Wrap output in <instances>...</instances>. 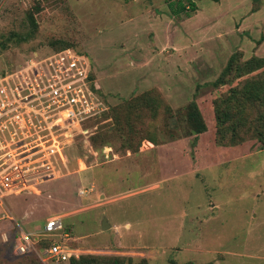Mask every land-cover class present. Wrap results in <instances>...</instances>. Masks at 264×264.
<instances>
[{
    "label": "rangeland",
    "instance_id": "obj_1",
    "mask_svg": "<svg viewBox=\"0 0 264 264\" xmlns=\"http://www.w3.org/2000/svg\"><path fill=\"white\" fill-rule=\"evenodd\" d=\"M63 43L89 58L106 109L75 127L57 177L0 199V264H73L46 253L53 242L122 264H264V148L217 144L214 109L231 56L264 58V0H0V69ZM148 92L159 102L138 114L158 143L134 151L114 109ZM193 100L207 130L185 136ZM55 215L64 228L44 235Z\"/></svg>",
    "mask_w": 264,
    "mask_h": 264
},
{
    "label": "built area",
    "instance_id": "obj_2",
    "mask_svg": "<svg viewBox=\"0 0 264 264\" xmlns=\"http://www.w3.org/2000/svg\"><path fill=\"white\" fill-rule=\"evenodd\" d=\"M88 59L68 47L46 55L35 53L13 71L0 69V198L57 177L59 158L67 165L64 147L71 146L75 127L106 109L104 97L94 88L98 85ZM110 151L113 148L105 146V157ZM63 228V216L55 215L43 233L53 235ZM29 236L24 234L23 239L30 245ZM46 253L57 262L79 257L57 242Z\"/></svg>",
    "mask_w": 264,
    "mask_h": 264
},
{
    "label": "trees",
    "instance_id": "obj_3",
    "mask_svg": "<svg viewBox=\"0 0 264 264\" xmlns=\"http://www.w3.org/2000/svg\"><path fill=\"white\" fill-rule=\"evenodd\" d=\"M180 5L181 8L177 11L187 9L186 5ZM190 7L191 10L197 9L194 1H190ZM32 24L36 25L34 20ZM70 46L69 43H63L60 49ZM92 76H94L93 72ZM236 81L237 83L234 84ZM219 84H228L231 87L214 100L217 144L239 145L250 139H257L264 148V58L253 56L243 60L239 53L233 54L217 80V85ZM94 88L101 93L99 86ZM149 93L126 100L114 109L118 132L122 134L127 148L134 151H137L144 139L158 143L150 133H144L146 127L140 119L142 115L138 114L141 109H144L140 100H146L148 104L156 101L158 104L157 94L151 98ZM155 107L156 105L151 110L150 105L149 108L152 117L156 115ZM178 120L185 125V136L192 134L197 136L207 130L202 111L195 100L179 112ZM120 259V256L87 254L78 258L72 256L71 262L73 264H122ZM173 264L178 263L173 261Z\"/></svg>",
    "mask_w": 264,
    "mask_h": 264
},
{
    "label": "crops",
    "instance_id": "obj_4",
    "mask_svg": "<svg viewBox=\"0 0 264 264\" xmlns=\"http://www.w3.org/2000/svg\"><path fill=\"white\" fill-rule=\"evenodd\" d=\"M25 190V189H24ZM4 197H2V198H0L1 199V201H2V199H3ZM2 203H3V201H2ZM10 218H12L13 219V216L12 217H10ZM45 228V227H44ZM44 228H43V231H44ZM22 231V235H24V234H29V235H31L32 233H30V232H26V231H24L23 229L21 230ZM42 231V232H43ZM35 232V231H34ZM36 234H33V239H32V244H30V245H33V247L35 246V245H37L38 244V242H40V237H39V235H41V234H38L37 233V231L35 232ZM23 244V243H22ZM25 245V244H24ZM26 246H27V244H26ZM45 251H47V248L45 249Z\"/></svg>",
    "mask_w": 264,
    "mask_h": 264
},
{
    "label": "water",
    "instance_id": "obj_5",
    "mask_svg": "<svg viewBox=\"0 0 264 264\" xmlns=\"http://www.w3.org/2000/svg\"><path fill=\"white\" fill-rule=\"evenodd\" d=\"M111 226V224L107 221V219L105 218L104 222H103V225H102V228L103 229H106L107 227Z\"/></svg>",
    "mask_w": 264,
    "mask_h": 264
}]
</instances>
